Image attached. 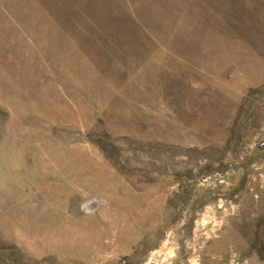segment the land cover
Listing matches in <instances>:
<instances>
[{
    "label": "rangeland",
    "instance_id": "1",
    "mask_svg": "<svg viewBox=\"0 0 264 264\" xmlns=\"http://www.w3.org/2000/svg\"><path fill=\"white\" fill-rule=\"evenodd\" d=\"M0 264H264V0H0Z\"/></svg>",
    "mask_w": 264,
    "mask_h": 264
}]
</instances>
